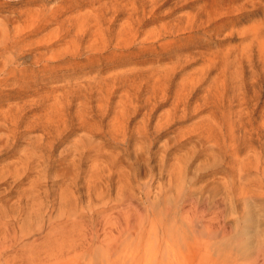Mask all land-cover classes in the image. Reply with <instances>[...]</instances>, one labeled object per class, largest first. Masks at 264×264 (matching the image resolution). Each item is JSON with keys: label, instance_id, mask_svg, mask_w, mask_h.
<instances>
[{"label": "rangeland", "instance_id": "rangeland-1", "mask_svg": "<svg viewBox=\"0 0 264 264\" xmlns=\"http://www.w3.org/2000/svg\"><path fill=\"white\" fill-rule=\"evenodd\" d=\"M0 25V264H264V0H0Z\"/></svg>", "mask_w": 264, "mask_h": 264}, {"label": "bare ground", "instance_id": "bare-ground-1", "mask_svg": "<svg viewBox=\"0 0 264 264\" xmlns=\"http://www.w3.org/2000/svg\"><path fill=\"white\" fill-rule=\"evenodd\" d=\"M9 23V22H8ZM1 26V25H0ZM3 39V38H2ZM1 39V40H2ZM12 42V41H11ZM8 44V43H7ZM11 45V44H10ZM1 46V45H0ZM5 48V47H4ZM193 226V225H192ZM129 228V227H128ZM195 228V227H194ZM194 230V229H193ZM196 231V230H195ZM192 233H193V231H192ZM194 237L196 238V235L194 234ZM139 238V237H138ZM191 238V237H190ZM141 239V238H140ZM194 241V243L196 242V239H194L193 240ZM140 242V240H138V243ZM197 243V242H196ZM196 243L195 244H192V243H189L188 242V248L189 249H192V247H193V251L196 249V248H194V247H197L198 246V244H197V246H196ZM140 246V245H139ZM168 247H169V245H168ZM180 249V248H179ZM167 249H165V251H166ZM165 251H163L162 253H166ZM190 251V250H189ZM175 252V251H174ZM168 253V252H167ZM196 253V252H195ZM158 254V253H157ZM138 255V254H137ZM161 255L162 254H160V256H158V255H156L155 254V256L153 257V260H152V263H149V264H176V263H174V261L173 260H171V259H169V258H167L166 256H165V254L161 257ZM125 258V257H124ZM136 258V257H135ZM135 258H133L131 261H132V263L131 264H137V260L135 259ZM129 259L128 258H125V261L124 260H122L121 261V263H119V264H125V262H127ZM131 261H129V262H131ZM129 262L128 263H126V264H129ZM182 263V262H181ZM241 263V262H240Z\"/></svg>", "mask_w": 264, "mask_h": 264}]
</instances>
